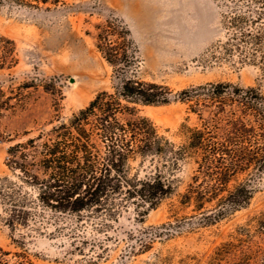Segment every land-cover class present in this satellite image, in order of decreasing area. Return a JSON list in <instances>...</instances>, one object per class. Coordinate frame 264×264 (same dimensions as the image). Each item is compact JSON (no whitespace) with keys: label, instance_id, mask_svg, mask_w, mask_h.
Masks as SVG:
<instances>
[{"label":"trees","instance_id":"1","mask_svg":"<svg viewBox=\"0 0 264 264\" xmlns=\"http://www.w3.org/2000/svg\"><path fill=\"white\" fill-rule=\"evenodd\" d=\"M38 1L46 0H0V6ZM217 1L223 8L225 32L218 40L222 52L264 68V0ZM96 37L108 62L125 69L131 59L129 69L135 70V45L123 26L108 21ZM12 52L13 40L0 34V68L15 62ZM29 86L24 82L20 88ZM22 95L0 82V119L20 104ZM175 100L186 105L187 118L190 114L196 118L193 125H182L184 139L178 144L159 134L149 118L136 114L138 104ZM16 136L0 130V140L9 142L5 163L10 175L0 178L4 224L11 232L25 227L42 233L53 226L50 235H66L73 249L84 255L86 222L99 232L130 204L143 212L155 207L176 192V172L186 158L194 167L179 202L198 211L191 225L212 224L246 206L264 175V94L257 86L227 81H208L172 93L167 85L129 75L121 77L112 91H98L86 106L49 130L23 140ZM134 158H139L142 175L130 174ZM162 226L168 232L180 227L176 222ZM157 233L162 230L155 228L151 235ZM237 240L223 242L213 259L231 253L250 264L249 244L244 249L243 238ZM100 247L102 253V243ZM8 254L0 246V264H34L28 258L10 262Z\"/></svg>","mask_w":264,"mask_h":264},{"label":"rangeland","instance_id":"2","mask_svg":"<svg viewBox=\"0 0 264 264\" xmlns=\"http://www.w3.org/2000/svg\"><path fill=\"white\" fill-rule=\"evenodd\" d=\"M222 10L217 0H46L0 6V34L13 40L15 60L0 68V82L23 94L20 104L0 119V130L5 136L17 135L15 140L36 136L67 120L98 91H112L121 77L129 75L167 85L172 93L208 81H227L257 86L264 94V68L227 56L218 45L225 32ZM108 21L123 26L135 45L133 73L129 69L133 60L127 59L125 69H120L97 47V33ZM24 82L30 86L20 88ZM136 108L137 115L149 118L159 134L176 144L184 139L182 125L196 122L193 114L187 118L186 105L179 100ZM8 144L0 140V178L10 175L5 163ZM138 162L139 158L130 160V174L144 173ZM179 167L176 192L155 207L143 212L130 204L99 232L86 222L84 255L73 249L66 235H50L53 226L42 233L25 227L11 232L1 209L0 246L9 252L10 262L28 258L34 264H244L231 253L213 259L223 242L243 238L242 247L249 244L250 264H264V175L246 206L197 226L189 221L198 211L179 202L192 175V159L182 160ZM166 222L180 227L168 232L162 226ZM155 228L162 233L151 235ZM97 252L100 256H95Z\"/></svg>","mask_w":264,"mask_h":264}]
</instances>
